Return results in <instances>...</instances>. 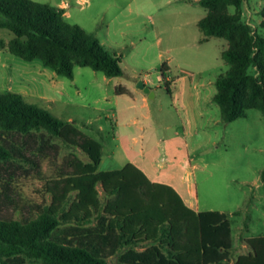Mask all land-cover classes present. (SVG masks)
I'll list each match as a JSON object with an SVG mask.
<instances>
[{"label": "trees", "instance_id": "trees-1", "mask_svg": "<svg viewBox=\"0 0 264 264\" xmlns=\"http://www.w3.org/2000/svg\"><path fill=\"white\" fill-rule=\"evenodd\" d=\"M244 2L198 0L207 11L198 22L201 42L228 43L221 57L229 69L216 81L214 95L226 123L247 117L251 109L264 116V35L244 20ZM2 28L14 37L0 40V48L26 61L39 59L57 75L73 79L76 66L108 78L124 74L119 58L69 23L64 8L0 0ZM168 70L166 63L165 79ZM115 93L128 90L118 86ZM54 139L80 149L89 160L70 152L53 174H45L48 153L57 151ZM103 149L99 140L22 94L0 93L1 264H264V236L246 239L249 252L234 259L226 213L194 210L174 187L151 181L133 163L99 170ZM33 177L42 182L49 202L23 196L18 180Z\"/></svg>", "mask_w": 264, "mask_h": 264}, {"label": "rangeland", "instance_id": "rangeland-1", "mask_svg": "<svg viewBox=\"0 0 264 264\" xmlns=\"http://www.w3.org/2000/svg\"><path fill=\"white\" fill-rule=\"evenodd\" d=\"M33 1L64 8L69 23L95 36L110 56L119 58L124 74L107 81L102 72L76 66L69 79L39 59L26 61L0 48V93H20L28 103L99 140L104 146L99 170L122 168L138 156L153 178L174 185L194 209L226 213L232 225L233 257L246 250V239L264 236V116L251 109L245 118L222 120L214 95L216 81L229 69L221 57L228 43L221 38L201 42L204 35L198 22L207 11L198 0ZM229 13L235 8L229 7ZM243 14L263 36L264 0H245ZM13 37L10 30L0 29V40ZM166 63L169 82L162 71ZM139 81L156 97L150 96L149 108L138 107L137 141L120 146L115 139L116 104L106 96L114 97L117 86L137 87ZM189 83L199 93L202 118L196 124L183 106ZM52 142L57 151L51 149L44 161L47 175L70 152L89 160L78 148L57 139ZM18 187L27 200L49 202L42 182L34 177L19 179ZM187 189H192L190 197ZM99 191L103 195L100 186Z\"/></svg>", "mask_w": 264, "mask_h": 264}, {"label": "crops", "instance_id": "crops-1", "mask_svg": "<svg viewBox=\"0 0 264 264\" xmlns=\"http://www.w3.org/2000/svg\"><path fill=\"white\" fill-rule=\"evenodd\" d=\"M222 52H221V54H222ZM169 69H170V67H169ZM109 80L110 79L107 78V81H109ZM169 80H170V78L166 77V81L169 82ZM122 87H124L128 90V94L117 95L115 93V90H114V94H115L114 97L108 95V96H106V99H108L109 101L111 100L112 102H114V104H116L115 109H116L117 113L114 115H115V118L117 120V125L119 128L115 132V139L119 142L120 146L127 147V144H131V143L137 141V138H136L137 131H136V129H134V127H137L138 123L140 122V118L137 116L138 107L149 108V103H148L149 101L148 100L150 98V95L145 93L143 90H141L137 87H133V88H130L127 86H122ZM115 89H116V87H115ZM151 91L154 94L153 97H156V93L152 89H151ZM185 95L186 96L183 99V106L186 108L188 113H190L189 117L193 120V123L196 124L201 120L202 117H201V114L197 108L199 93L196 91V87L194 84H192V83H189V85L187 84ZM139 101L141 102V105H138ZM142 116H144V118L147 120L150 119L149 115H142ZM150 136H151V134H149V137ZM128 163H133L137 167H139L148 176V178L151 181L169 184L177 190V188L174 185H172L168 182L160 181V180L153 178L152 175L149 173L147 163H145V161L139 159L138 156L135 157L133 160H131ZM104 171H106V170H104ZM178 193L180 194L179 191H178ZM186 194L188 195V197H190V194H192V189H187ZM181 197H182V195H181ZM183 200L185 201V203L189 207L193 208V205L191 204L192 202L189 198H183ZM194 210H196V209H194ZM196 211H199V210H196ZM245 242H246V240H245ZM244 247L246 248V250L244 252H242V254H246L250 250V248L247 244H245ZM233 258L235 259L237 257H233Z\"/></svg>", "mask_w": 264, "mask_h": 264}, {"label": "water", "instance_id": "water-1", "mask_svg": "<svg viewBox=\"0 0 264 264\" xmlns=\"http://www.w3.org/2000/svg\"><path fill=\"white\" fill-rule=\"evenodd\" d=\"M137 88L143 90L145 93L149 94L152 97L154 96L151 89L149 87H147L143 81H139L137 83Z\"/></svg>", "mask_w": 264, "mask_h": 264}]
</instances>
